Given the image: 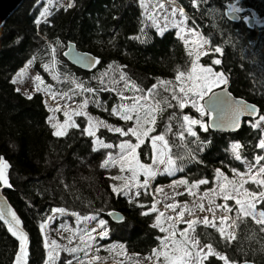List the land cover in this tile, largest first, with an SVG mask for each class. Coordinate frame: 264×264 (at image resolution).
I'll return each mask as SVG.
<instances>
[{"label":"trees","instance_id":"16d2710c","mask_svg":"<svg viewBox=\"0 0 264 264\" xmlns=\"http://www.w3.org/2000/svg\"><path fill=\"white\" fill-rule=\"evenodd\" d=\"M175 2L184 8L191 24L194 21L204 35L214 31L212 25L216 22L212 15H202L204 9L215 6L225 14L228 31L224 39L231 37L232 44L224 46L223 57L211 52L201 59V63L207 65L211 63V57L221 58L222 65L214 66V69L225 70L226 66L230 93L264 108V24H257L254 20L255 27L250 28L243 20L237 23L228 20L227 5L235 0H209L208 5L199 7H193L191 0ZM239 6L245 9L241 16L255 13L257 18L264 20V0H240ZM39 11L37 0H26L0 30V155L11 165L9 173L13 187L6 190V196L29 235V264H44L47 258L44 235L39 225L47 216L53 215L51 209L56 207L65 208L68 214L76 212L81 216L104 210L122 212L128 218L127 222L117 226L124 227L128 223L126 226L130 230L124 232L119 227L122 230H118L116 236L130 252L147 254L157 247L155 237L160 235L157 229L151 227L153 217L139 214L142 210L147 211L154 202L150 194H141L136 199L145 205L144 209L129 205L124 197L115 198L105 172L100 167L102 158L92 151V140L80 134L85 127L84 121L79 119L80 129H71L65 137L53 136L43 96L36 94L29 100L16 91L12 81L33 56L38 58L35 69L43 73L41 64L50 58L46 41L52 42L57 38L64 45L63 48L57 47L60 58L64 59L68 43L73 42L80 51L88 52L100 60V64L89 74L72 68L78 75L88 79L115 61L144 90L156 83L157 78L176 81L177 70L187 72L192 57L174 32L159 36L153 29H148L151 40L146 44L129 39L138 35L139 28L143 27V9L139 6V0H76V7L68 11H55L48 25L41 23L37 27L33 21ZM219 39L216 37L217 41ZM101 97L107 103L108 110L100 112V117L118 125L120 122L110 115L115 97L110 98L108 93H102ZM172 110L176 111L178 117L181 112L187 115L192 113L190 110ZM169 114L159 111L154 126L155 135L163 132ZM172 129L167 140L169 143L180 142L176 121ZM197 133L201 140H211V145L198 155L197 159L203 162L188 160L182 165L184 170L176 177L188 180L189 183L198 178H207L211 183L217 167L226 174L230 173L232 167L243 171L240 162H230L228 153L223 149L232 139H239L242 143L247 139L255 143L252 139L254 132L245 123L238 133L232 135L212 133L209 130L203 132L200 129H197ZM98 136L107 143H114L118 138L102 130ZM150 149V143L146 141L138 150L142 163H151ZM144 152L148 155L145 156ZM256 152L260 150L256 149ZM245 155L250 158V152ZM221 161L227 167L221 165ZM173 179L160 177L154 184H168ZM242 229L238 231L237 241L233 242L228 251L242 260L244 257L236 252V248L243 247L249 260L254 264H264V252L259 250L264 244V233H260L259 226L252 223L249 224V232ZM204 230L198 227L197 234ZM206 231L212 234L215 246L219 234L212 229ZM199 238L204 243V236ZM18 248L17 240L0 222V264H14Z\"/></svg>","mask_w":264,"mask_h":264},{"label":"snow or ice","instance_id":"6c2138e0","mask_svg":"<svg viewBox=\"0 0 264 264\" xmlns=\"http://www.w3.org/2000/svg\"><path fill=\"white\" fill-rule=\"evenodd\" d=\"M55 0H46L43 10L39 12V16L36 17L33 23L36 26H40L41 23L48 25L50 23L49 17L53 15L50 11ZM39 3V0H37ZM209 0H191L193 7H199L200 5H208ZM172 10L170 15L175 17L177 13L181 17L180 20L173 19L170 24L168 21V15H165L164 19L166 23L162 27L158 22L156 15H154L156 8L164 9V4L157 3L152 6V11H149V5L146 4V0H139V6L144 9L146 19L151 21L148 25L142 21L143 27L139 28V34L129 37V39L137 41L141 44L150 42L151 37L145 31L146 27L155 28L160 36H163L166 29L171 26L177 31L175 35L184 42L187 47L189 43L192 44V48L188 51V55L193 57L191 63V69L185 73L177 70L175 77L178 84H173L169 80L156 79V83H153L147 92L143 88L137 86L132 81L127 73L122 71V67L117 65L115 61L108 64L102 71L93 75L92 79L97 80L100 88L94 89L92 87H85V84L78 83L74 78L71 79V83L75 85L71 91L75 92L79 89V94L84 93L96 94L99 91H116V94L122 101L130 100L131 103L121 102L111 108L110 115L119 116L120 120L125 122H131L124 127H115L104 123L103 121H93L91 116H87L84 111H75L76 116H87V126L81 129L80 134L86 135L92 138V151L96 152L98 149H113L118 148V152L113 155L111 151L107 153V157L103 159L100 164L101 168L116 167L120 168L121 173L127 171L129 175L127 177L122 175L112 176L113 181L123 180L124 183L117 186L113 183L111 191L117 196L127 197L128 203L131 206H137L140 209H144L145 205L139 203L136 197L141 196V189L144 190L145 196H147V190L150 185V181L154 179L158 174L163 171L169 176H174L176 172H182V164H178L177 161H183L187 158L190 162L195 161L202 163L197 157L204 151L206 147L211 145V140H201L198 136L194 126H199L203 132H208L209 128L222 129L227 128L230 130H237L241 128V118L249 117L244 123L254 132L252 141L245 139L242 143L239 139H232L229 141L228 146L223 149L228 153L230 162L238 161L243 166V171H239L237 167H232L230 171L233 173V179L229 180L224 175L220 167L214 169L213 179L215 180L217 187L211 188V191L215 196L222 197L224 203L215 205V208L223 209L224 215L217 217L215 215L214 207L210 206L205 209L203 204H199L200 212L212 213V218L209 219L208 215H204L203 218L194 216V209H190L187 205H184L181 211L174 218L169 215L165 217L164 212L159 211L157 203L154 201L148 207L147 211H140L141 216H149V213H158L155 216V222L151 225L153 229H159V232L164 234L163 236L157 235L155 240L158 241V245L151 249L149 256L144 259L152 261L153 264H253L251 260L247 258L248 253L244 251L243 247H237L236 252L244 257L242 260H238L235 254L230 253L228 250L232 246L234 241H237V233L242 229L244 232H249V224L252 223L255 226H259V232L264 233V108H257L255 104H249L243 99L235 98L230 92L227 91L229 85V75L227 68L225 70H215L214 66L222 65L221 58L211 57L210 64L199 63L202 56L208 55L209 52L220 54L223 57L224 46L232 44V38L224 39L227 34V21L224 19V13L220 12L218 7H210L204 9L202 15H212L215 19L212 27L214 31L209 32L207 35L201 34L196 31L195 22L193 21V27L187 28V32L191 34V40L186 36V24L189 19L185 13L183 7L175 5V0H172ZM240 0H235L233 3L227 5V19L228 20H243L248 23L251 20H255L257 24H264V20L257 18L255 13L241 16L240 14L245 12V9L239 6ZM68 11L76 7V0H67L66 3H60L59 5ZM166 11V10H165ZM115 19V17H113ZM216 37L220 39L217 41ZM57 47L63 48L64 45L60 39L55 41H46L47 54L50 56L48 63L42 64L45 71H51L52 79L60 82V75L58 72L52 71L57 64L56 52ZM70 51L65 55L71 54L72 45H68ZM207 48V51H205ZM84 61L85 67H94L100 64V60L95 57L80 58ZM36 60L33 56L28 61V65H31ZM119 73L117 78L116 73ZM24 70L22 69L17 76H23ZM107 77L108 83L112 85L110 88H105V78ZM63 79L69 81V76L64 75ZM36 91L50 92L55 97L56 93L51 92V85H47L41 88L44 83L39 75L35 76ZM123 82V89L117 90L115 87ZM13 84L17 83L16 78H13ZM163 88L164 92L169 93V96H164L161 99H157L159 93L157 88ZM223 86V87H221ZM214 89H220L215 91ZM20 91L19 88L16 89ZM125 92L133 93L132 96H125ZM138 94V95H137ZM64 96H68V93H63ZM29 100L32 99L30 94H27ZM71 99V96H68ZM173 101L175 103H173ZM89 103L88 99L83 101L82 107L86 108ZM92 103L96 107H101V103L98 99L92 100ZM164 105V108H161ZM190 105L191 109H194L199 114L200 118H195L192 115L183 114L182 112L177 118L176 111H173L169 116V124L165 126L163 132L158 135H151L155 131V125L158 111L162 112L165 108L168 109H185ZM57 106L55 109H49V111H59ZM216 114L215 119L211 120V123L206 122L204 117H212ZM64 121L61 123L57 120L55 115L48 117V123L53 129L52 135L55 137H65L69 135V129L80 128V125L72 119V114L69 111H64ZM254 118V119H253ZM176 120L178 126V136L180 140V149L176 154H173L172 149L169 146V141L165 138L169 133H172V120ZM107 128L109 132L118 133L120 137H126L122 139L118 144L105 143L97 136V129L100 126ZM176 135L177 133H173ZM135 138L134 141L132 138ZM186 137L193 138L190 143L196 145V149L193 150L188 147V141ZM149 140L151 144V163H142L140 159V153L137 151L141 149V145L145 144V140ZM147 147V146H146ZM256 149L260 152L257 153ZM250 152L249 155L245 153ZM147 156L148 153L144 152ZM221 165L227 167L224 161H221ZM161 166H163L161 168ZM11 165L4 156L0 155V186L11 189L13 184L10 182L9 169ZM143 175L144 179L141 182L139 177ZM179 183L188 186L189 195H194L193 189L198 188L200 185H208L209 179L198 178L189 184L188 180H181ZM247 185V187H245ZM67 187V185H65ZM133 190L134 194H133ZM159 191V189H157ZM205 196L208 192H205ZM203 199V197L201 198ZM228 201H234V205L229 206ZM214 200H209V205H213ZM165 209H173L175 211L174 204H166ZM185 210L188 211V215L191 219L184 220ZM66 209L63 207L52 208V213H60L61 215L66 213ZM235 212L234 216H229V213ZM72 216L76 217L77 224L81 221L89 223L96 222V227H93L90 231L87 227L84 229H77L80 244L75 247L61 246L56 243L55 240L49 241L47 237L44 238V248L47 250V258L44 259V264H58L60 260V252L64 251L73 256V259L78 261V264H85V261L80 259V252H84L87 256V250H92L94 243H96V237L101 239L108 236L107 221L98 218V215H83L72 212ZM110 216H116V213L110 212ZM163 218V220H162ZM54 216L49 215L46 219L40 223L39 228L43 232L48 224L52 221ZM120 221L124 220L123 216H118ZM219 219V224L216 220ZM0 221H3L7 226V232L11 234L18 241V252L15 254L14 264H29V252H28V234L21 227V220L17 213L12 210L11 207L5 209L3 204H0ZM178 223H185L187 226L183 230L177 229ZM167 224V226H165ZM204 226V231L197 234V226ZM65 227L66 225H61ZM99 228V232H97ZM212 228L219 234V240L214 242L212 234L208 233L206 229ZM71 231V229H67ZM177 232H179V238H177ZM96 233V235H93ZM75 235V233H74ZM204 236V243H201L200 236ZM254 235V233H253ZM251 238V237H249ZM69 239V244H71ZM123 249V245H120ZM264 252V244L259 249ZM95 251L98 253L99 248ZM162 258V259H161ZM73 259L65 258V264H73ZM101 258L98 255H93L88 260L87 264H93V261H99ZM139 264V261H137Z\"/></svg>","mask_w":264,"mask_h":264},{"label":"rangeland","instance_id":"374dc122","mask_svg":"<svg viewBox=\"0 0 264 264\" xmlns=\"http://www.w3.org/2000/svg\"><path fill=\"white\" fill-rule=\"evenodd\" d=\"M66 2H67V0H55L50 11L52 13H54L55 11H59V10L63 9L59 5H60V3H66ZM45 3H46V0H40L39 1L38 4L40 5V11L43 10ZM157 3L164 4V9L156 8L155 13H154V15H156L158 22L160 23V25L162 27L166 23V21L164 19L165 15H168V21L167 22L169 24L173 19H175V20L181 19V17L179 16L178 13L175 17H172L170 15L172 7H173L172 0H146V4L149 5V9H148L149 11H152V6L157 4ZM175 5H178V4L175 2ZM38 16H39V14H38ZM143 21H144V23H146L148 25L151 24V21L146 19V15L144 14V9H143ZM185 24H186V33L185 34L191 40V34L187 32V28H192L193 25L191 24L189 19L185 22ZM143 26H144V24H143ZM148 29H153L157 33L155 28L146 27L145 31L147 33L149 31ZM195 30L200 32V30L197 27ZM176 31H177V29L169 26L166 29L164 34H166L168 32H174L175 33ZM157 35H159V34L157 33ZM183 44H184V42H183ZM185 48L187 49V51H189L192 48V44L189 43V45L187 47L185 46ZM205 51H207V48H205ZM210 53L211 52H209L208 54H210ZM203 57L204 56H202L200 58L199 63H201V59ZM37 59L38 58H36L34 63L31 65H28V63L25 64V66L22 68L24 70L25 74L23 76H20V77H18L16 75L14 78H16L17 83H15L14 85H15L16 89L19 88L20 89L19 92L26 97H27V94H30L32 97L36 94H41L43 96V99H44L45 107L49 112V116L55 115L57 120H59L61 123H63V121L65 119L63 113H64V111H69V113L72 114V119L74 121H76L77 124H78L79 119L83 120L85 123V127L87 126V116H91L93 118L94 122L103 121L104 123L115 126V127H124L126 124L131 123V122L122 121V120H120L119 116L113 115L112 118L117 119L120 122L118 125H115L111 122L106 121L105 119H103L99 115L100 112H107V110H108L107 109V103L105 101H103V99L101 97L102 93L110 94V98H111V96L115 97V100H114L115 105L114 106H116L117 104H119L121 102L131 103L130 100L122 101L121 98L116 94V91H99L96 94L84 93L83 95L79 94V91H80L79 89H76L75 92L71 91V89L75 88V85L70 82L71 79H73V78L78 83H80V82L84 83L85 87H92L94 89L100 88L101 85L98 84L97 80L92 79V77H93V75L99 73L102 70L90 75V77L88 79H85L83 75H78L74 71L75 68L72 67L65 60V58L64 59L60 58L56 52L57 64L55 66V69H53L52 71L59 73L60 82H58L57 80L52 79L51 71H45L43 68V73L37 72V70L35 69ZM49 60H50V58H48L46 63H48ZM192 60H193V57L191 58V63H192ZM44 63H42V64H44ZM190 69H191V64H190V67L187 70V72ZM187 72H185V73H187ZM65 74H67L69 76V78H70L69 81H65L63 79ZM36 75H39L44 82L41 85V88H44L47 85L52 86L51 92L56 93L54 98L50 92H45V91L37 92L36 91V81H35ZM116 76L118 78V76H119L118 72L116 73ZM178 83L179 82H177V81H173V84H178ZM103 87H105V88L112 87V85H110L108 83L107 77L105 78V84L103 85ZM115 87L117 88V90H122L123 89V82H121L119 85H116ZM221 87H223V86H221ZM214 90H216V89H214ZM65 92L68 93V96H71V99H69L68 96L63 95V93H65ZM145 92H147V90H145ZM157 92L159 93V95L157 96V99H161L164 96H169V93L164 92L163 88H161L159 86L157 88ZM124 95L130 97L133 95V93L125 92ZM85 99H88L89 103H88L86 108H83L82 104H83V101ZM95 99H98L100 101L101 107H96L95 104L92 103V100H95ZM173 103H175V102L173 101ZM57 106H59V108H60L59 111H55V112L49 111L50 108L55 109ZM161 108H164V105H161ZM176 109H178V108H176ZM178 110L179 111L190 110L192 113H190L189 115H192L195 118H200L199 114L196 113L194 109L190 108V105L188 107H186L185 109H182V110L178 109ZM75 111H84L87 113V116H76V115H74ZM173 111L174 110H172V109L165 108V110L163 112L164 113L170 112V114H169V116H170ZM158 113H159V111L156 113V116ZM177 118H179L178 114H177ZM204 119L206 120V122H208L209 117H204ZM175 121H176L175 119L172 120L171 124L173 125ZM165 124L166 125L169 124V117L165 119ZM50 127H51V125H50ZM194 127H195L196 131H197V129H200L199 126H194ZM75 129H80V128H75ZM70 130L71 129H69V131ZM100 130L105 131L109 134H113V135L118 136V138L115 140L116 142L112 143L114 145L118 144L122 139H127L126 137H120L118 133L109 132L107 130V128L103 127L102 125L100 127H98V129H97V133H96L97 136H98V133ZM151 135H155L154 132L150 133V136ZM89 138L92 140L91 137H89ZM165 138L167 139L168 135ZM132 139L134 141L135 138L133 137ZM192 139L193 138H191V137H186V140L189 142L188 147L195 150L196 145H192L190 143V141ZM146 141H148L150 143L149 140L146 139L145 142ZM105 143H107V142H105ZM150 146H151V144H150ZM169 146L172 149L173 154H176L178 151H182L179 147L180 142H178V141L170 142ZM109 151H111L113 153V155H115L119 150H118V148H115V147L113 149H102L101 148V149H98L95 153L98 154L102 158V162H103V159L107 157V153ZM186 162H188L187 158H185L183 161H179V160L177 161L178 164H182V165H184ZM162 167L163 166H161V168ZM103 170L105 172V176L107 177L108 184H109L110 188H112L113 183H115L117 186L124 183L123 180L113 181L111 179L112 176L122 175V176L127 177L129 175V173L127 171L121 173L118 165L116 167L103 168ZM178 173H179V171L176 172L174 176H169L166 173H164L163 171H161L160 174H158L154 179H152L150 181V185H149V188L147 190V192L153 198V201L158 202L157 208L159 211L164 212L165 217L171 215L175 218L176 215L181 211L182 207L184 205H187L188 208L194 209V216L202 219L204 215H208L209 219H211L212 213H209L207 211L200 212L199 207H198L199 204H203L205 209H207L210 206L214 207L215 215L217 217L224 215L223 209L215 208V205H219V204L224 203L222 197L215 196L211 191H209V189L217 187L215 180L213 182L209 183L208 185H200L198 188L193 189L192 191H193L194 195H189L188 186L185 184L179 183V181L185 180V179L176 177ZM224 175L226 177H228L229 180L233 179V173L231 171L228 174L224 173ZM164 176L174 178V179L168 184L156 186L154 184L156 179H158L160 177H164ZM143 179H144V177H143V175H141L139 177V180L142 182ZM189 184H191V183H189ZM245 187H247V185H245ZM157 189H159V191H157ZM134 191L135 190H133V194H134ZM205 192H208L207 196L204 195ZM113 194L115 195V198L116 197H124L122 195L117 196L115 193H113ZM141 194H144L143 189H141ZM139 197H136V199H138ZM202 197H203V199H201ZM124 198L127 199V197H124ZM210 199L214 200L213 205H209ZM166 204H174L175 205V211H173V209H165ZM228 204H229V206H232V205H234V201H228ZM113 211L114 210H104V211H101L100 213L88 214V215H98V218L104 219L107 221L108 236L103 238V239H101L99 236H97L96 237L97 242L94 243L92 250H87V249L85 250L88 253L87 256L84 255V252H80L77 254V255H79L80 259L84 260L85 264H87L88 260L91 259V257L93 255H98L101 259L99 261H93V264H137V261H139V264H153L152 261H147L144 259L145 257L150 255L151 251L147 254L132 253L125 247V245L122 243L120 238H118L116 236V233L118 232V230L121 229L119 227H122V226L118 227L117 226L118 224L114 223L111 220V218H109V213L113 212ZM115 211H117V210H115ZM157 214L158 213H151V212L149 213V215H151L153 217V223L155 222V216ZM228 215L234 216L235 212L233 211L232 213H229ZM52 216H54V219L52 221L48 222L45 230L43 231V235H44V238L47 237L49 241L55 240L56 243L58 245H61V246H68V247L77 246L81 242L79 239L80 234L78 232H76V230L77 229H84L85 227H87L88 230L90 231L93 227H96L95 221H92L89 223H85V222L81 221L79 224H77L76 217L72 216L71 214H68V213H65L63 215H61L60 213H53ZM191 218L192 217H190L188 215V211L185 210V214H184L183 219L187 220V219H191ZM127 219L128 218L124 217L123 222H127ZM162 220H163V218H162ZM122 223H120V224H122ZM216 223L219 224V219L216 220ZM126 224H128V223H126ZM126 224L124 227H122L124 232H128L130 230V227L128 225L126 226ZM61 225H66V228L61 227ZM165 226H167V224H165ZM186 226L187 225L185 223H178L177 229L183 230ZM200 226L204 228V226L202 224L198 225L197 228ZM67 229H71V231H69ZM208 229H212V228H208ZM99 230L100 229L97 228V232H99ZM157 230L159 232L158 228H157ZM212 230L215 231V229H212ZM74 233H75V235H74ZM159 234H160V236L164 235L160 232H159ZM93 235H96V233H93ZM177 238H179V232H177ZM69 239H71V241H72L71 244H69ZM201 243L203 244V242H201ZM120 245H123V249L120 248ZM96 248H99L98 253L95 251ZM65 258L73 259V256L67 252L61 251L60 252V260L58 261V264H65ZM73 264H78V261L73 259Z\"/></svg>","mask_w":264,"mask_h":264},{"label":"water","instance_id":"95a60500","mask_svg":"<svg viewBox=\"0 0 264 264\" xmlns=\"http://www.w3.org/2000/svg\"><path fill=\"white\" fill-rule=\"evenodd\" d=\"M26 0H0V30L3 28V26L5 25V23L14 15V13L25 3ZM232 22H239L240 20H231ZM249 24V27L250 28H254L255 27V23H254V20H251L250 22H248ZM71 44L72 45V51H71V54L69 55H65V53H68L70 51L68 45ZM67 45V49L64 53V58L65 60L73 67H75L76 69H78L79 71L83 72V73H86V74H89V73H92L96 67H85L84 66V61L81 60L80 58H87V57H95L94 55L88 53V52H83V51H80L76 44H74L73 42H70L68 43ZM96 58V57H95ZM220 89H216L215 91H219ZM227 91H229V89L227 88ZM233 95V94H232ZM234 96V95H233ZM235 97V96H234ZM237 98V97H235ZM237 99H241V98H237ZM244 100V99H243ZM246 101V100H244ZM247 102V101H246ZM249 103V102H247ZM249 104H252V103H249ZM257 106V105H256ZM257 108H260L259 106H257ZM215 116L216 114L214 113L212 117H209V120L208 122L211 123V120L212 119H215ZM249 117L245 116V117H242L241 118V128L244 124V122L246 120H248ZM254 119V118H253ZM240 129H237L235 131L233 130H230V129H227V128H222V129H216V128H209V131L212 132V133H222V134H227V135H232V134H236L238 133ZM6 188H4L3 186H0V204H3L5 206V209H7L8 207H11L13 211L16 212V210L14 209V207L11 205L10 201L8 200L7 196H6ZM17 213V212H16ZM113 213H116L117 215L116 216H110L109 215V218H111V220L114 222V223H117V224H120L122 223L123 221H120L118 219V216H124V214L120 211H113ZM18 215V214H17ZM19 217V215H18ZM20 218V217H19ZM21 220V218H20ZM3 225V221H0ZM7 229V226L4 225ZM21 227L24 229V231L26 232L25 228H24V225H23V222L21 220ZM27 233V232H26ZM10 234V233H9ZM28 234V233H27ZM11 235V234H10ZM29 237V235H28ZM14 238V237H13ZM18 242V241H17ZM30 250V238H29V241H28V251ZM254 264V263H253Z\"/></svg>","mask_w":264,"mask_h":264},{"label":"clouds","instance_id":"9594fccd","mask_svg":"<svg viewBox=\"0 0 264 264\" xmlns=\"http://www.w3.org/2000/svg\"><path fill=\"white\" fill-rule=\"evenodd\" d=\"M73 67V66H72ZM75 68V67H74ZM76 69V68H75ZM78 70V69H77ZM79 71V70H78ZM30 251V250H29Z\"/></svg>","mask_w":264,"mask_h":264},{"label":"bare ground","instance_id":"6f19581e","mask_svg":"<svg viewBox=\"0 0 264 264\" xmlns=\"http://www.w3.org/2000/svg\"><path fill=\"white\" fill-rule=\"evenodd\" d=\"M15 209V208H14ZM29 252V251H28Z\"/></svg>","mask_w":264,"mask_h":264}]
</instances>
